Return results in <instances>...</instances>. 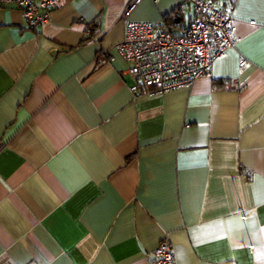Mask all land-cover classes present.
<instances>
[{
    "label": "crops",
    "instance_id": "crops-1",
    "mask_svg": "<svg viewBox=\"0 0 264 264\" xmlns=\"http://www.w3.org/2000/svg\"><path fill=\"white\" fill-rule=\"evenodd\" d=\"M214 1L234 44L139 97L123 15L180 34L185 0H60L35 28L0 5V264H154L163 238L173 264H264V0Z\"/></svg>",
    "mask_w": 264,
    "mask_h": 264
},
{
    "label": "built area",
    "instance_id": "built-area-1",
    "mask_svg": "<svg viewBox=\"0 0 264 264\" xmlns=\"http://www.w3.org/2000/svg\"><path fill=\"white\" fill-rule=\"evenodd\" d=\"M156 1V0H153ZM193 8L186 29L174 34L151 21L124 18L123 37L117 49L130 62L136 82L130 86L135 97L152 96L184 88L209 68L214 58L234 44L232 17L214 0H185ZM60 0H0V5H14L22 12L25 24L35 28L44 22ZM154 264H173L167 238L154 249Z\"/></svg>",
    "mask_w": 264,
    "mask_h": 264
},
{
    "label": "trees",
    "instance_id": "trees-1",
    "mask_svg": "<svg viewBox=\"0 0 264 264\" xmlns=\"http://www.w3.org/2000/svg\"><path fill=\"white\" fill-rule=\"evenodd\" d=\"M187 2V1H186ZM187 4H189L188 2H187ZM175 11V10H174ZM174 11H173V13H174ZM168 14L166 17H164V25H167V26H169V27H171L172 25H174V24H178V23H175V19L177 18V17H179V19L180 20H182L183 18H182V16H181V13H182V9L180 10V11H178V13H176L175 15L174 14ZM186 29V26H185V28L183 29V31ZM169 31H171L172 32V30L170 29ZM173 33V32H172ZM174 34H176V33H174Z\"/></svg>",
    "mask_w": 264,
    "mask_h": 264
},
{
    "label": "rangeland",
    "instance_id": "rangeland-1",
    "mask_svg": "<svg viewBox=\"0 0 264 264\" xmlns=\"http://www.w3.org/2000/svg\"><path fill=\"white\" fill-rule=\"evenodd\" d=\"M186 13H189L188 11H186Z\"/></svg>",
    "mask_w": 264,
    "mask_h": 264
}]
</instances>
